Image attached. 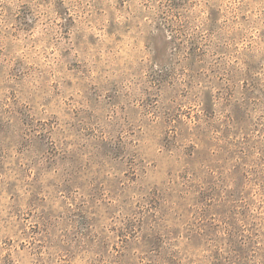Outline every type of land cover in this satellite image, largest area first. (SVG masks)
<instances>
[{
    "label": "rangeland",
    "instance_id": "374dc122",
    "mask_svg": "<svg viewBox=\"0 0 264 264\" xmlns=\"http://www.w3.org/2000/svg\"><path fill=\"white\" fill-rule=\"evenodd\" d=\"M0 264H264V0H0Z\"/></svg>",
    "mask_w": 264,
    "mask_h": 264
}]
</instances>
